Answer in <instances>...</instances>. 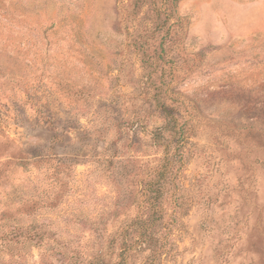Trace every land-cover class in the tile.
Returning <instances> with one entry per match:
<instances>
[{
    "label": "rangeland",
    "instance_id": "obj_1",
    "mask_svg": "<svg viewBox=\"0 0 264 264\" xmlns=\"http://www.w3.org/2000/svg\"><path fill=\"white\" fill-rule=\"evenodd\" d=\"M163 97L189 131L142 241ZM123 257L264 264V0H0V264Z\"/></svg>",
    "mask_w": 264,
    "mask_h": 264
},
{
    "label": "trees",
    "instance_id": "obj_2",
    "mask_svg": "<svg viewBox=\"0 0 264 264\" xmlns=\"http://www.w3.org/2000/svg\"><path fill=\"white\" fill-rule=\"evenodd\" d=\"M161 99L157 107L160 117L164 119V123L152 132V138L155 144L163 147L164 156L154 170V178L150 179L147 184L149 214L146 217H136L132 221L133 225L131 224V228L139 230V237L142 238V241L143 239L144 241L153 240L152 236L148 234V230H152L159 225L163 218L162 198L165 194L164 185L168 178L173 175V168L179 162L177 158L179 155L178 150L183 147L182 138L189 131L185 129L186 122H181L182 117L175 106L169 104L165 97ZM118 264H127L126 258L123 257Z\"/></svg>",
    "mask_w": 264,
    "mask_h": 264
}]
</instances>
